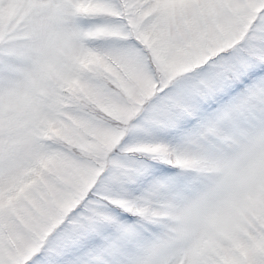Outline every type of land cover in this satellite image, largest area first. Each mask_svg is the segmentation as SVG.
Wrapping results in <instances>:
<instances>
[{
    "label": "snow or ice",
    "instance_id": "snow-or-ice-1",
    "mask_svg": "<svg viewBox=\"0 0 264 264\" xmlns=\"http://www.w3.org/2000/svg\"><path fill=\"white\" fill-rule=\"evenodd\" d=\"M0 264H264V0H0Z\"/></svg>",
    "mask_w": 264,
    "mask_h": 264
}]
</instances>
